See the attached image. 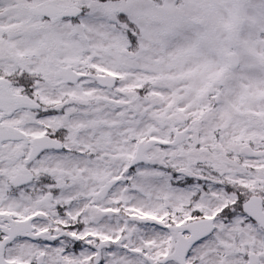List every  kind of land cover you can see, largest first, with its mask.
I'll return each mask as SVG.
<instances>
[{"label":"snow or ice","instance_id":"snow-or-ice-1","mask_svg":"<svg viewBox=\"0 0 264 264\" xmlns=\"http://www.w3.org/2000/svg\"><path fill=\"white\" fill-rule=\"evenodd\" d=\"M0 264H264V0H0Z\"/></svg>","mask_w":264,"mask_h":264}]
</instances>
